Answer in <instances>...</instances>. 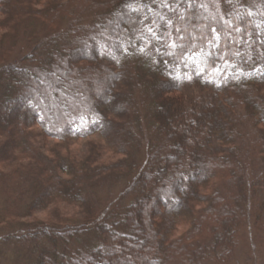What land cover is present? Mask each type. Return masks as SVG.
Returning <instances> with one entry per match:
<instances>
[{"label": "trees", "instance_id": "obj_1", "mask_svg": "<svg viewBox=\"0 0 264 264\" xmlns=\"http://www.w3.org/2000/svg\"><path fill=\"white\" fill-rule=\"evenodd\" d=\"M0 194L7 264H229L264 234V0H0Z\"/></svg>", "mask_w": 264, "mask_h": 264}, {"label": "rangeland", "instance_id": "obj_2", "mask_svg": "<svg viewBox=\"0 0 264 264\" xmlns=\"http://www.w3.org/2000/svg\"><path fill=\"white\" fill-rule=\"evenodd\" d=\"M86 21H87L86 18L83 17V18H78L76 23L77 24L86 23ZM10 112L11 111H9L8 114H10ZM1 194H0V198H2ZM41 216H45V215H41ZM184 228L185 227L182 226L179 229V232H182ZM244 228H245L244 229L245 235L241 236V240H242L241 246L229 264H264V234L256 232L253 228V225L250 223H247ZM122 242L125 247H128L127 241H121L120 239H117L114 242L109 241L107 243L106 247L108 248L109 252L113 251V254L111 252L112 254L111 257H109L107 254L102 256L101 260L103 264H111V261L113 259L119 260L122 256H124V254H126L125 252H128L125 251L128 248L125 249L122 248L120 250L117 247L118 245L116 246L117 243L121 245ZM79 245L82 246V243L79 244L77 241H73L72 243H69L68 247L69 249H75ZM137 255L138 254L134 252L132 254V258ZM126 263L134 264L133 262H131V256H130V260H128ZM0 264H7V263L0 261ZM206 264H211V263L207 262Z\"/></svg>", "mask_w": 264, "mask_h": 264}]
</instances>
